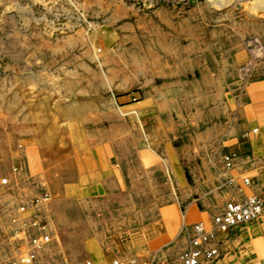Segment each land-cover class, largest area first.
Returning a JSON list of instances; mask_svg holds the SVG:
<instances>
[{
    "label": "rangeland",
    "instance_id": "rangeland-1",
    "mask_svg": "<svg viewBox=\"0 0 264 264\" xmlns=\"http://www.w3.org/2000/svg\"><path fill=\"white\" fill-rule=\"evenodd\" d=\"M262 175L264 0H0L4 259L183 264ZM239 234L213 264H264Z\"/></svg>",
    "mask_w": 264,
    "mask_h": 264
},
{
    "label": "built area",
    "instance_id": "built-area-1",
    "mask_svg": "<svg viewBox=\"0 0 264 264\" xmlns=\"http://www.w3.org/2000/svg\"><path fill=\"white\" fill-rule=\"evenodd\" d=\"M3 183L6 184L7 180L4 179ZM246 185L251 184V180L246 178L244 180ZM25 211V208H21ZM264 213V203L257 197L252 196L248 198H242L240 201L228 202L222 212L217 214L212 222L211 227H208L205 223H197L191 228L190 247L182 256L183 264H212L216 262L220 257L218 234L225 235L233 228L257 221ZM28 222L26 219L23 222H19L17 219H13V224H20L26 227ZM21 226V227H22ZM33 227L41 228V221H34ZM22 231V230H20ZM15 232V236L18 240H21L20 236L22 232ZM13 232V233H14ZM26 232V230H25ZM29 243L31 246H35L41 249L47 245L50 241V236L34 235L33 232H27ZM36 258L33 253H21L19 256L4 259V256H0V264H34ZM111 264H139L136 261H119L115 260ZM148 264H164L159 260H154Z\"/></svg>",
    "mask_w": 264,
    "mask_h": 264
},
{
    "label": "crops",
    "instance_id": "crops-1",
    "mask_svg": "<svg viewBox=\"0 0 264 264\" xmlns=\"http://www.w3.org/2000/svg\"><path fill=\"white\" fill-rule=\"evenodd\" d=\"M11 176V174H10ZM11 178H13L12 180L17 183V184H22L25 182L26 180V174H21V175H18V176H12ZM251 181H253L252 183L255 184V187L254 189L250 190L251 193H254L256 195H261L263 196L264 195V175H262L261 177H253V178H249ZM7 182H8V179H7ZM251 183V184H252ZM248 190L245 191V193H247ZM13 194V193H12ZM11 196V195H10ZM246 196H244L243 198H245ZM44 199V194L41 196V202L44 203L46 202ZM246 225V224H245ZM241 226H244V225H241ZM241 226H238L236 227L238 229V232L240 233L239 236H240V239L244 236H253V235H256V234H259L261 231L264 230V215L263 217L257 221V222H254L252 224H248L246 227H241ZM237 240H239V237L237 238ZM258 246L260 248L263 247V243L262 241H259L258 242ZM264 249V247H263ZM219 264H230V257L227 256L225 259H223ZM258 264V263H257Z\"/></svg>",
    "mask_w": 264,
    "mask_h": 264
},
{
    "label": "bare ground",
    "instance_id": "bare-ground-1",
    "mask_svg": "<svg viewBox=\"0 0 264 264\" xmlns=\"http://www.w3.org/2000/svg\"><path fill=\"white\" fill-rule=\"evenodd\" d=\"M263 214H264V213H263ZM262 216H263V215H262ZM262 216H261V218H262ZM261 218H260V219H261ZM260 219H259V220H260ZM259 220H257V221H259ZM257 221H254V222H257ZM254 222H251V223H254ZM248 224H250V223H248ZM243 225H245V224H243ZM239 226H241V225H239ZM237 227H238V226H237ZM235 228H236V227H235ZM214 263H215V262H214ZM212 264H213V263H212Z\"/></svg>",
    "mask_w": 264,
    "mask_h": 264
}]
</instances>
